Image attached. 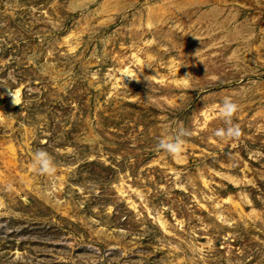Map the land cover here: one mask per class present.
<instances>
[{"label":"rangeland","instance_id":"374dc122","mask_svg":"<svg viewBox=\"0 0 264 264\" xmlns=\"http://www.w3.org/2000/svg\"><path fill=\"white\" fill-rule=\"evenodd\" d=\"M0 264H264V0H0Z\"/></svg>","mask_w":264,"mask_h":264},{"label":"clouds","instance_id":"9594fccd","mask_svg":"<svg viewBox=\"0 0 264 264\" xmlns=\"http://www.w3.org/2000/svg\"><path fill=\"white\" fill-rule=\"evenodd\" d=\"M239 105L231 98L224 97L219 105V117L224 121V127L214 130V135L222 139H234L240 136V127L233 123L232 117L238 111ZM190 135V131L182 126H178L174 135L161 137L157 141V149L169 155H178L184 146V138ZM32 167L42 174H52L55 172V164L51 155L43 149H38L33 153Z\"/></svg>","mask_w":264,"mask_h":264},{"label":"bare ground","instance_id":"6f19581e","mask_svg":"<svg viewBox=\"0 0 264 264\" xmlns=\"http://www.w3.org/2000/svg\"><path fill=\"white\" fill-rule=\"evenodd\" d=\"M138 48V47H137ZM128 69V68H127ZM156 74V73H155ZM157 77V75H155V78ZM123 78V77H122ZM124 79V78H123ZM186 81V80H185ZM3 92L9 94L10 92L7 90V89H3L2 90ZM11 95V94H10ZM19 99L18 95L17 94H12L11 96V100H12V103H15L17 100ZM10 100V101H11ZM12 146V145H11ZM229 198V197H228ZM230 199V198H229Z\"/></svg>","mask_w":264,"mask_h":264}]
</instances>
